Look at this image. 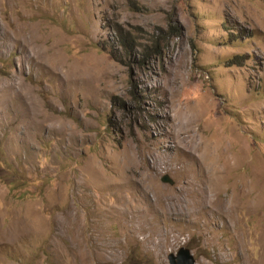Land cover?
<instances>
[{"label": "rangeland", "instance_id": "374dc122", "mask_svg": "<svg viewBox=\"0 0 264 264\" xmlns=\"http://www.w3.org/2000/svg\"><path fill=\"white\" fill-rule=\"evenodd\" d=\"M180 246L264 264V0H0V264Z\"/></svg>", "mask_w": 264, "mask_h": 264}, {"label": "water", "instance_id": "95a60500", "mask_svg": "<svg viewBox=\"0 0 264 264\" xmlns=\"http://www.w3.org/2000/svg\"><path fill=\"white\" fill-rule=\"evenodd\" d=\"M161 180L162 182H172L167 174H164ZM166 259L168 264H196L191 251L184 246H180L175 252H170Z\"/></svg>", "mask_w": 264, "mask_h": 264}, {"label": "trees", "instance_id": "16d2710c", "mask_svg": "<svg viewBox=\"0 0 264 264\" xmlns=\"http://www.w3.org/2000/svg\"><path fill=\"white\" fill-rule=\"evenodd\" d=\"M122 46L124 48L125 56L129 57L132 53V48L134 47V41L129 38H124L122 40ZM242 63L241 57L236 55L230 59L229 65H240Z\"/></svg>", "mask_w": 264, "mask_h": 264}]
</instances>
